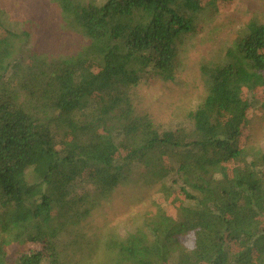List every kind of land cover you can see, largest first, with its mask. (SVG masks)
Masks as SVG:
<instances>
[{
  "label": "trees",
  "instance_id": "trees-1",
  "mask_svg": "<svg viewBox=\"0 0 264 264\" xmlns=\"http://www.w3.org/2000/svg\"><path fill=\"white\" fill-rule=\"evenodd\" d=\"M50 1L89 41L82 51H33L0 8V264H90L64 258V218L137 166L162 184L155 212L106 241L108 264H264V151L242 140L264 85V24L252 19L224 62L202 65L209 94L192 127L164 129L133 91L175 80L204 0Z\"/></svg>",
  "mask_w": 264,
  "mask_h": 264
},
{
  "label": "rangeland",
  "instance_id": "rangeland-1",
  "mask_svg": "<svg viewBox=\"0 0 264 264\" xmlns=\"http://www.w3.org/2000/svg\"><path fill=\"white\" fill-rule=\"evenodd\" d=\"M204 3L207 9L199 15L196 29L177 44L175 80L153 79L133 91L138 114L149 116L158 127H192L190 114L209 94L202 65L224 62L227 50L252 19L264 24V0H204ZM0 8L12 24L31 31L29 48L33 51L68 56L89 44L84 36L65 28L59 8L50 0H0ZM248 95V89L242 90V97ZM254 95L258 105L249 114L242 140L247 148L264 151V85L254 89ZM66 131L59 129L61 134ZM144 172L143 167L137 166L126 174L125 183L109 194L89 188L86 198L64 218L65 259L108 264L106 241L143 227L145 219L155 212L152 199L162 186L154 180H145ZM184 243L189 248L193 245L189 237ZM14 251L15 248L8 250L9 256Z\"/></svg>",
  "mask_w": 264,
  "mask_h": 264
}]
</instances>
